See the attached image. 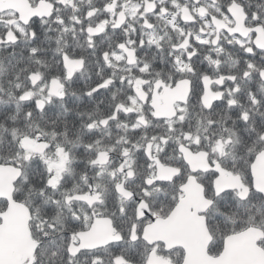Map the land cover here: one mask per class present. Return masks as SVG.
<instances>
[{
	"label": "snow or ice",
	"instance_id": "snow-or-ice-1",
	"mask_svg": "<svg viewBox=\"0 0 264 264\" xmlns=\"http://www.w3.org/2000/svg\"><path fill=\"white\" fill-rule=\"evenodd\" d=\"M0 264H264V0H0Z\"/></svg>",
	"mask_w": 264,
	"mask_h": 264
}]
</instances>
